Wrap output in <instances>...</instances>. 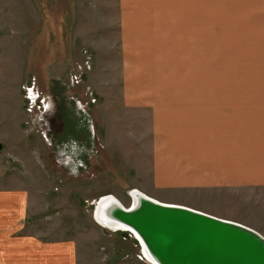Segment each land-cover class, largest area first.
<instances>
[{"label":"rangeland","instance_id":"obj_1","mask_svg":"<svg viewBox=\"0 0 264 264\" xmlns=\"http://www.w3.org/2000/svg\"><path fill=\"white\" fill-rule=\"evenodd\" d=\"M119 1L0 0V125L9 117L0 178L26 189L37 237L67 244L77 264H151L131 233L94 218L97 199L110 194L128 206L134 189L264 233V186L177 184L186 176H166L173 144L156 154V125L164 136L203 137L210 108L193 98L208 90H243L246 126L264 116V29L236 28L253 24L227 15L247 8L213 0L211 24L133 32L125 46ZM193 1L204 20V1Z\"/></svg>","mask_w":264,"mask_h":264},{"label":"crops","instance_id":"obj_2","mask_svg":"<svg viewBox=\"0 0 264 264\" xmlns=\"http://www.w3.org/2000/svg\"><path fill=\"white\" fill-rule=\"evenodd\" d=\"M203 1L204 20L200 18L202 14L193 9V5L196 6L193 0H120L118 18L120 30L124 32L125 46L133 40V32L185 29L184 26H177L181 24H206V22L211 24L213 0ZM220 6L247 8L230 11L227 15L236 16L238 18L235 19L236 23L240 21L238 16H243L246 17L243 19L244 22L253 24L252 27L237 26L236 28L264 29V0H221ZM19 21H22L20 17ZM150 25L157 26L150 27ZM213 91L214 89L205 92L209 97L193 98L205 108H210L205 110L203 137L194 134L185 140L182 132L177 136H164L161 135V127L156 125L158 159L161 158L165 144H173L176 150L170 156L173 167L169 164L166 176L175 174L186 176V178L178 179L177 184L191 182L202 184L201 178H204L208 187L245 188L246 183L263 187L264 116L246 126L243 90L226 88L216 90L220 92ZM163 94H167L165 98L169 101L176 100L172 97L176 93ZM196 94H202V92ZM177 101L188 100L178 97ZM8 106L10 107L9 104ZM6 119L4 124L0 125L3 129L9 124V117ZM15 123L19 126V122ZM195 132L197 129L193 133ZM159 163L160 160L158 165ZM246 167L251 169L248 177H246ZM162 178L158 177L157 181L164 183L165 178L164 180ZM173 183L175 181H170L169 185ZM30 207L25 188L9 185L0 178V264H71L69 262H74L75 257L68 250L67 244L65 248H61L37 237L36 234L41 233L32 228ZM253 228L257 229L255 226ZM260 232L264 234L263 231L260 230Z\"/></svg>","mask_w":264,"mask_h":264},{"label":"water","instance_id":"obj_3","mask_svg":"<svg viewBox=\"0 0 264 264\" xmlns=\"http://www.w3.org/2000/svg\"><path fill=\"white\" fill-rule=\"evenodd\" d=\"M106 201L104 214L129 226L158 264H264V235L241 222L152 197Z\"/></svg>","mask_w":264,"mask_h":264},{"label":"bare ground","instance_id":"obj_4","mask_svg":"<svg viewBox=\"0 0 264 264\" xmlns=\"http://www.w3.org/2000/svg\"><path fill=\"white\" fill-rule=\"evenodd\" d=\"M50 126H52L50 124ZM131 196L133 198V201H136L139 196H144V197H152L148 194H146L145 192L138 190V189H134L131 192ZM154 198V197H152ZM156 199V198H155ZM106 200H118L114 195H105L100 197L99 199H97L95 205L96 206V217L95 220L98 222V224H100L101 226L105 227V228H109L113 231H126L131 233L134 237V233H132L131 228L129 226H127L125 223H122L120 221H116L113 218H108L105 214H104V208H103V204ZM119 201V200H118ZM160 201V200H159ZM107 202V201H106ZM105 202V203H106ZM136 238V237H135ZM143 248V249H142ZM142 249V254L144 256V258L151 264H158L156 262V260L150 255L149 250L144 246H141Z\"/></svg>","mask_w":264,"mask_h":264},{"label":"built area","instance_id":"obj_5","mask_svg":"<svg viewBox=\"0 0 264 264\" xmlns=\"http://www.w3.org/2000/svg\"><path fill=\"white\" fill-rule=\"evenodd\" d=\"M74 81L76 80V78L75 79H73ZM33 86L32 87H28V94H27V98L29 99V101H34L35 102V96H36V93L33 91ZM29 90H30V92H29ZM34 98V99H33ZM42 102L45 104V103H47L48 101H47V98L46 97H43L42 99ZM33 102V103H34ZM46 105V104H45ZM32 106H35V104L34 105H32ZM40 109V108H39ZM43 110H46V108L44 107L43 108Z\"/></svg>","mask_w":264,"mask_h":264},{"label":"trees","instance_id":"obj_6","mask_svg":"<svg viewBox=\"0 0 264 264\" xmlns=\"http://www.w3.org/2000/svg\"><path fill=\"white\" fill-rule=\"evenodd\" d=\"M58 110H59V109H58ZM57 113H58L57 121L60 122V123H61V122H65L64 114L61 113V112H58V111H57ZM53 123H54V121L51 120V125H52V126H54ZM64 131H65V130H63L62 132L58 133V135H59V136H63V135H64Z\"/></svg>","mask_w":264,"mask_h":264},{"label":"snow or ice","instance_id":"obj_7","mask_svg":"<svg viewBox=\"0 0 264 264\" xmlns=\"http://www.w3.org/2000/svg\"><path fill=\"white\" fill-rule=\"evenodd\" d=\"M30 91V90H29Z\"/></svg>","mask_w":264,"mask_h":264}]
</instances>
